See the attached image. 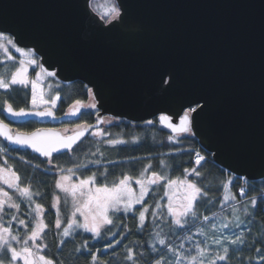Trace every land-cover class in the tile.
<instances>
[{
    "label": "water",
    "instance_id": "water-1",
    "mask_svg": "<svg viewBox=\"0 0 264 264\" xmlns=\"http://www.w3.org/2000/svg\"><path fill=\"white\" fill-rule=\"evenodd\" d=\"M89 2L0 0V33L32 49L45 69L56 72L54 79L91 88L97 121L111 116L139 124L166 114L178 125L198 100L206 107L192 114V135L212 162L248 181L264 179V0H117L123 20L115 27ZM161 69L175 74L174 87L161 83ZM79 115L2 113L13 133L12 126L28 121L60 132L54 126ZM97 121L77 144L102 125Z\"/></svg>",
    "mask_w": 264,
    "mask_h": 264
},
{
    "label": "snow or ice",
    "instance_id": "snow-or-ice-1",
    "mask_svg": "<svg viewBox=\"0 0 264 264\" xmlns=\"http://www.w3.org/2000/svg\"><path fill=\"white\" fill-rule=\"evenodd\" d=\"M123 5L119 4L117 0H111L109 4H98L94 11L100 16V19L105 24L115 27L114 21H122ZM9 46L15 49L21 56H27L28 59H21L19 66L15 68L10 76L6 73H0V89L10 90L14 85L27 86L31 82V104L33 110H26L21 107L18 110L13 108L11 103L5 100L3 103L6 105L5 111L7 114L13 117H25L28 115H35L40 118L54 117L52 108L56 107L57 100L60 99L57 93L54 98L46 100L44 98V90L40 86L41 74L46 73L48 77H55L56 72L48 71L42 64H39L35 58H33L32 50L27 52L21 47H18L16 42L12 38L5 37L0 33V50L7 55L8 60H13L14 57L9 54ZM28 65H35L39 68L36 73L37 79L29 81L28 79ZM35 70V69H34ZM160 81L162 84L167 85V88H172L176 85V76L172 71L167 69L160 70ZM49 88L52 86L49 85ZM89 94L92 93L91 88L88 89ZM197 107L188 106L187 111H184L183 115L179 116V124L173 122V118L170 115L161 114L158 117L159 123L166 125L171 129L173 133L184 134L192 132L193 113L199 115L204 110L206 105L200 104V102L193 101ZM42 105H50L45 110H40ZM96 103L84 104L81 100H76L71 106L67 115L77 116L80 114L81 109H95ZM199 109V111L197 110ZM115 120V117L113 118ZM98 123H112V121H104L98 118ZM148 124H152L153 121H147ZM92 125L76 124L74 133L66 135L68 129L65 128L64 132H57L53 129H40L37 128L32 132H20L13 133L2 119H0V136H3L6 140L13 144L26 146L31 148L35 153L47 158L48 165H53L58 168L61 173L59 178L55 181V187L65 193L66 197L70 196L72 200V211L70 217L67 219L66 226L62 228L61 213L59 210L60 197H55L56 207V219L55 228L61 230L58 235L61 237L59 243L62 245L65 243L64 238L73 236L77 233V230H83V232L91 233L93 238H107L108 243L106 248H114L115 245L120 243V240H116L115 244L111 238L117 235L115 228L121 226V214L133 213V218H136L134 212L135 205H142V210H138L139 229L146 227V213L149 212V207L144 204L145 197L149 194L150 189L154 185H159L161 181H164V196L168 197V203L166 206L156 202L154 211L151 212L153 224L159 228L157 220H163V213L159 211L163 207L167 209V215L171 217L168 221L169 231L175 236L176 230L184 229L188 232L191 231V227L197 225L201 221V216L198 212L197 205L199 200L207 197L208 192L196 181L189 180V175H195L201 177V172L196 168L184 169L185 176L181 179L179 177L172 179L166 174H161L156 171H152L150 176L144 177L141 173V178H137L135 183L139 185V192L137 193L131 186L130 181L132 177L124 174L118 182L114 181L109 184L108 181V169L105 167L103 171L93 172L91 175H87L85 178L79 179L78 182L69 183L72 180V176L80 168H88L87 164H77L76 168H60L58 165L53 164V153H60L61 150L74 151L73 145H76L78 141L84 137L88 128ZM105 133L102 130H97L92 133L94 137H99ZM169 140L173 137L169 136ZM111 145L125 143L123 140L111 139L106 141ZM5 149H0V153H4ZM97 153L103 156L100 149L97 148ZM97 153H93L96 155ZM205 156L199 152L195 153V164L201 165L202 161H205ZM23 160V157H21ZM30 164V161H24ZM90 163L97 166L102 165V160L97 159L90 161ZM161 164L165 167L169 165L165 161H161ZM33 167L39 169L40 165L36 164ZM151 168V164L147 165L144 169L147 172ZM68 173V174H64ZM247 181V177L243 178ZM21 177L17 174L12 166L8 164L7 160L4 161V165L0 166V181L7 185L9 189H14L22 201H26L28 204L29 212L32 218L30 221H26L20 218L17 213L21 209V202H17L14 194H10L4 188H0V264H13L18 260H23V264H55L53 259L47 258L41 254L42 250L47 247L44 240L45 229L48 225L44 220L37 219L44 212V207L41 203H37L33 200L34 196L41 195L39 192H33L30 186H21ZM98 180L100 182H98ZM234 181L229 178L222 182L223 188V204L237 201L236 194L232 193L230 188ZM177 186L181 188L182 194L177 197ZM245 188L242 186L239 188V196L245 197ZM163 199V197H161ZM264 201V194L259 197L253 196L249 204L253 212H249L248 204L243 205L244 215H254V210L257 209L259 203ZM67 203V200L65 201ZM207 203H211L208 200ZM35 204L33 208L32 205ZM15 210V211H12ZM35 213V215H32ZM79 214V218H78ZM5 215L11 216V219L7 221L5 226ZM82 218V219H80ZM215 214L213 217L203 215L202 220L207 224H201L197 229V234L204 236L203 241H197L191 244L193 237L191 235H184L179 245H175L167 237L166 234L160 231H153L150 235L154 239V243L151 244L150 251L146 249V252H140L138 255L134 253L132 247L126 248L124 256V264H230V259L236 258L235 253L241 252L244 248L249 251L253 250L259 255V258L264 261V248L255 247L257 243L264 245V235H261L257 240H253L251 245L247 243L245 232L241 231L239 234L232 232L225 234L224 230L232 227L240 228L245 224V220L241 219V209L237 208L235 204L231 207V219L228 217H219V223L214 222ZM16 221L19 225L23 226L25 232L23 236L18 231H15L12 227V222ZM30 224H34V227L30 228ZM252 221H248V231L251 232ZM175 226V229L173 228ZM111 226V227H109ZM125 232L128 231L127 224L123 225ZM123 238V236L121 237ZM180 239V237H175ZM41 243H37V241ZM209 241L211 242L209 244ZM31 242V244L29 243ZM185 242L191 244L190 247L185 248ZM19 244V249L14 246ZM157 245L161 247L158 248ZM215 246V247H212ZM235 246V247H233ZM81 249H87L90 260L88 264H109L108 261L100 259L96 252L91 251L88 248V240H84L75 251L81 252ZM98 251V250H97ZM155 254V255H152ZM239 264H245L242 258H239ZM247 264H252L251 258L248 259Z\"/></svg>",
    "mask_w": 264,
    "mask_h": 264
},
{
    "label": "trees",
    "instance_id": "trees-1",
    "mask_svg": "<svg viewBox=\"0 0 264 264\" xmlns=\"http://www.w3.org/2000/svg\"><path fill=\"white\" fill-rule=\"evenodd\" d=\"M111 0H91L90 7L92 11L98 4H109ZM96 14L97 12L94 11ZM98 15V14H97ZM99 16V15H98ZM100 17V16H99ZM103 21V20H102ZM0 57V70L2 65L6 62H2ZM10 69L6 72L9 76L15 68L14 63H7ZM49 81L54 83L52 94H59L57 106L55 108V114L61 116L68 106L73 104L76 100L86 101L88 96V88L81 82L75 81L71 84L64 85L48 77ZM30 90L27 87L12 86L10 90L5 92L0 91V116L2 109L6 106L3 102L7 100L8 103L13 105V108L18 110L23 107L26 110L29 109L30 103ZM152 124L140 123L134 124L127 121H119L117 124L109 125L105 128L107 135L104 139H95L86 137L81 141L70 153L53 156V164L58 165L60 168H76L77 164H87L88 168H80L76 171L77 179L85 178L87 175H91L93 172L103 171L106 167L108 169V183L122 178L124 174L132 177L131 184L136 185L135 180L141 178V173L144 177L150 176L152 171L166 174L169 178L175 179L177 177L183 178L185 176L184 169L191 170L196 168L201 172V177L195 175H189L188 179L196 181L199 186L203 187L208 196L199 200L197 205L198 212L201 216V221L197 225L191 227V231L180 229L176 230L175 236L169 231L168 221L171 217L167 215L166 207H163L159 211L163 213V220H157L159 228L153 224V217L151 212L156 210L155 204L159 202L161 205L166 206L168 203V197L164 196V181H161L159 185H154L150 189L149 194L145 197L144 204L149 207V212L146 213V227L139 229L138 210H142V205L136 206L134 212L136 218H133V213L121 214V226L113 229L117 232V235L112 239L115 244L116 240H120V243L115 245L114 248L108 249L106 245L108 243L107 238H93L91 234L87 232L77 231L73 236L65 239L64 244H60L61 237L58 235V230L55 228L56 213L53 208V200L57 195L55 181L57 180L58 168L53 165H48L47 159H40L25 151L10 150L6 148L0 141V149H5L4 153H0V166L4 165V161L7 160L8 164L12 166V169L17 172L21 177V186H30L33 192H39L41 195L34 196L33 200L37 203H41L44 207V212L37 219H43L48 225L45 229L43 243L47 245L41 252L47 258L53 259L55 264H88L90 256L87 249H81V252H76L75 249L82 244L84 240H88V248L96 252L100 259L108 261L109 264H124V256L127 247H132L134 253L137 255L140 252H146V249L150 251L151 244L154 243L153 237L150 235L154 230L160 231L166 234L171 242L175 245H179L184 235H191L193 237L191 244L197 241H203L204 236L197 234V229L201 224H207L202 220L203 215L213 217L215 214L214 222L219 223V217H228L231 219V207L233 204L237 208L241 209V219L245 220V224L240 228L232 227L224 230L225 234L235 232L239 234L241 231L245 232L247 243L251 245L253 240H257L258 237L264 235V201H261L254 210V215H244L243 205L248 204L249 212H253L249 204L250 199L253 196L259 197L264 194V179L259 181L246 182L242 179L236 178L223 169L215 165L210 160V156L207 153H203L205 161L201 162L200 166H197L194 161V155L199 146L196 139L188 134L183 136H175L169 133L167 130L162 129L156 119L152 120ZM80 123L92 124L94 123V116L92 114H85L81 116ZM37 127L33 121L23 123L19 126V130L32 131ZM169 136L173 137L169 140ZM115 139L123 140L125 143L111 145L106 141ZM97 148L103 153L100 156L97 153ZM93 153H97L93 155ZM23 157V160H21ZM100 159L102 165L97 166L90 163V161ZM165 161L169 167H165L161 164V161ZM24 161H30L31 163H25ZM39 164V169L33 167ZM151 164V168L145 172L144 169L147 165ZM232 178L234 183L230 190L236 194L237 201L223 204V188L222 182ZM98 182H100L98 180ZM245 188L246 195L241 198L239 196V188ZM182 189L177 186L176 196L179 197L182 194ZM163 197V199H161ZM17 202H21V209L17 213L20 218L26 221L31 220V216L28 215L29 208L26 201H22L21 198L16 197ZM211 200V203H207ZM35 207V204L32 205ZM15 211V210H12ZM35 215V213H32ZM11 219V216L5 215L4 221L7 226V221ZM251 220V232L248 231V221ZM127 224L128 231L125 232L123 227ZM12 227L15 231H18L23 236L25 229L19 225L16 221L12 222ZM34 227V224H30V228ZM111 227V226H109ZM175 229V226L173 225ZM123 236V238H121ZM175 237H180L177 239ZM41 243V241H39ZM211 242L209 241V244ZM190 243L185 242V248L191 246ZM160 248V245H157ZM215 247V246H212ZM235 247V246H233ZM255 247L264 248V245L257 243ZM98 250V251H97ZM155 255V254H152ZM236 258L230 259V264H239V258H242L247 264L249 258H251L252 264H264L259 258V255L253 250L249 251L244 248L243 251L234 254ZM146 258H150L147 256ZM130 264V262H129Z\"/></svg>",
    "mask_w": 264,
    "mask_h": 264
},
{
    "label": "rangeland",
    "instance_id": "rangeland-1",
    "mask_svg": "<svg viewBox=\"0 0 264 264\" xmlns=\"http://www.w3.org/2000/svg\"><path fill=\"white\" fill-rule=\"evenodd\" d=\"M91 1V0H90ZM5 37H8V38H12V37H10V36H8V35H5ZM24 50H25V52H27L29 49H25V48H23ZM32 50V49H31ZM9 54H11L13 57H14V59L13 60H8L7 59V55L8 54H5L4 52H3V50H0V57H2V62H6V63H4V65H2V70H0V73H6L9 69H10V66L7 64V63H9V62H11V63H14L16 66H15V68L16 67H18L19 66V61L21 60V59H28L29 57H27V56H21V54L20 53H17L16 51H15V49L14 48H12L11 46H9ZM32 54H33V58H35L36 60H37V62L40 64V58L39 57H37L34 53H33V51H32ZM15 68H14V70L13 71H15ZM35 69V70H34ZM12 71V72H13ZM39 71V68H37L35 65H28V73H27V75H28V79H29V81H32V80H35V79H37V76H36V73ZM11 72V73H12ZM9 76H10V74H9ZM40 86L43 88V90H44V98L46 99V100H48V99H51V98H54L56 95L54 94V96H53V94H52V90H53V88H54V83H52L51 81H49V79H48V76L46 75V73H44V74H41V77H40ZM49 85H51L52 87L51 88H49L48 86ZM16 86H21V88L22 87H25V86H22V85H16ZM29 90H30V97H31V82H29L28 83V85L26 86ZM0 91L1 92H5V91H7V90H4V89H0ZM57 102H58V100H57ZM92 102H95V100H94V97H93V95H92V93L91 94H89V92H88V96H87V99H86V101H84L83 103L84 104H90V103H92ZM74 104V103H73ZM73 104H71L70 106H69V108L67 109V112L70 110V108H71V106L73 105ZM50 105H42L41 106V108H40V110H45V108H47V107H49ZM56 106H57V104H56ZM56 108V107H55ZM55 108H52V111L54 112L55 111ZM29 110H33L32 109V104H31V99H30V103H29ZM84 110V112L81 114V115H84V114H92L93 116H94V121L96 120L95 119V115H96V113H97V109L95 108V109H83ZM113 118L114 117H111V116H104L103 117V120L104 121H112V123H107V122H105V123H102V125L98 128V129H96V130H94V131H92V132H90V134H89V138H95V139H104V138H106L107 137V135H106V133H105V128H107L109 125H112V124H117V122H119V121H122V120H124V121H126L125 119H123V118H115V120H113ZM76 124H82V123H79V121H75V122H69V123H65V124H63V125H61V126H59V127H57V129L61 132V133H63L64 132V129L65 128H67L69 131H68V133H64V134H66V135H70V134H72V133H74V130H75V126H76ZM15 130L16 131H20V130H18V129H16L15 128ZM97 130H102L105 134L104 135H102V136H99V137H94L93 135H92V133L93 132H95V131H97ZM188 134H190V135H192L191 133H184V134H174L175 136H183V135H188ZM60 172H57V179L59 178V176H60ZM64 174H68V173H64ZM72 182H78V179H77V177H76V174L74 175V176H72V180L71 181H69V183H72ZM130 183H131V181H130ZM131 186L133 187V189L138 193L139 192V185H133V184H131ZM0 188H4L6 191H9V193L10 194H14V196H16V197H19L18 196V194L17 193H15V190L14 189H9L8 187H7V185H5V184H3V182L2 181H0ZM179 190H180V188H179ZM56 191H57V195H56V197L57 196H59L60 197V203H59V205H58V207H59V210H60V213H61V219H62V228H63V226H66V223H67V219L70 217V214H71V211H72V200H71V197L70 196H67L66 197V195H65V193H63L60 189H57L56 188ZM67 200V203H65V201ZM55 204V198H54V200H53V205ZM136 206H139V205H135V207ZM54 208V210H55V213H56V207H53ZM78 218H79V214H78ZM80 219H82V218H80ZM60 231H62V229L61 230H58V233L60 232ZM77 231H82L83 232V230L81 229V230H77ZM89 234H91V233H89ZM92 235V234H91ZM30 244H31V242H29ZM37 243H39V240L37 241ZM14 246H16L18 249H19V247H20V245L19 244H14ZM13 264H23V260L21 259V260H18V261H15V262H13Z\"/></svg>",
    "mask_w": 264,
    "mask_h": 264
},
{
    "label": "flooded vegetation",
    "instance_id": "flooded-vegetation-1",
    "mask_svg": "<svg viewBox=\"0 0 264 264\" xmlns=\"http://www.w3.org/2000/svg\"><path fill=\"white\" fill-rule=\"evenodd\" d=\"M0 119L4 120L2 115L0 116ZM18 127H19V126H14V128H13V129H15V128H16V129H18V130H19V128H18ZM20 131H22V130H20Z\"/></svg>",
    "mask_w": 264,
    "mask_h": 264
}]
</instances>
